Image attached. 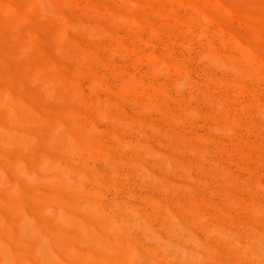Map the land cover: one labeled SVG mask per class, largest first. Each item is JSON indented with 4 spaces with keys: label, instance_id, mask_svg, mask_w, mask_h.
<instances>
[{
    "label": "rangeland",
    "instance_id": "rangeland-1",
    "mask_svg": "<svg viewBox=\"0 0 264 264\" xmlns=\"http://www.w3.org/2000/svg\"><path fill=\"white\" fill-rule=\"evenodd\" d=\"M135 263L264 264V0H0V264Z\"/></svg>",
    "mask_w": 264,
    "mask_h": 264
},
{
    "label": "bare ground",
    "instance_id": "bare-ground-1",
    "mask_svg": "<svg viewBox=\"0 0 264 264\" xmlns=\"http://www.w3.org/2000/svg\"><path fill=\"white\" fill-rule=\"evenodd\" d=\"M263 43V42H262ZM263 47V46H262ZM66 134V133H65ZM10 136V135H9ZM62 136V135H61ZM11 138V137H10ZM59 139V138H58ZM73 141V140H72ZM60 147V146H59ZM59 149V148H58ZM58 155V154H57ZM61 155V154H60ZM58 157V156H57ZM50 159V158H49ZM48 160V159H47ZM75 160V159H74ZM51 166V165H50ZM52 167V166H51ZM61 172V171H60ZM55 173V172H54ZM57 175V174H56ZM62 174H60V176H61ZM59 176V177H60ZM63 176V175H62ZM68 177V176H67ZM61 178V177H60ZM58 214V213H57ZM62 214V213H61ZM61 214H59V215H61ZM62 216V215H61ZM59 217V216H58ZM73 223V222H72ZM87 223V222H86ZM95 225V224H94ZM87 226H88V224H87ZM88 228V227H87ZM100 228V227H99ZM82 229H84V228H82ZM85 231V230H84ZM100 233V232H99ZM89 237V236H88ZM101 237H103V235H102V233H101ZM106 237V236H105ZM92 240V239H91ZM85 241V240H84ZM121 247V246H120ZM119 247V248H120ZM75 248V247H74ZM112 248V247H111ZM115 249V248H114ZM112 250V249H111ZM41 252V251H40ZM94 252V251H93ZM8 253V252H7ZM109 253V252H108ZM117 257V256H116ZM60 259V258H59ZM79 260V259H78ZM136 264V263H135Z\"/></svg>",
    "mask_w": 264,
    "mask_h": 264
}]
</instances>
